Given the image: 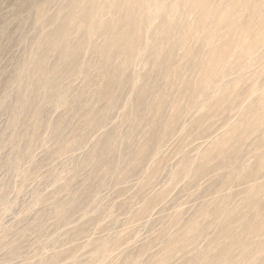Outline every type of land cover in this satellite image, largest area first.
<instances>
[{
	"label": "rangeland",
	"instance_id": "374dc122",
	"mask_svg": "<svg viewBox=\"0 0 264 264\" xmlns=\"http://www.w3.org/2000/svg\"><path fill=\"white\" fill-rule=\"evenodd\" d=\"M203 1L126 57L108 0H0V264H264V0Z\"/></svg>",
	"mask_w": 264,
	"mask_h": 264
},
{
	"label": "bare ground",
	"instance_id": "6f19581e",
	"mask_svg": "<svg viewBox=\"0 0 264 264\" xmlns=\"http://www.w3.org/2000/svg\"><path fill=\"white\" fill-rule=\"evenodd\" d=\"M107 0H90V3L92 5L91 7V15L92 17H95L96 14L98 13L99 9L102 7V5L106 2ZM110 1V4L112 5V7L116 8L118 14L116 17H125L127 19V22L129 23V26L128 28L123 32L121 31L120 33L117 34L116 38L111 40L110 41V45H109V49H114V48H117V46H121L123 48V51L125 53V56L126 55H132V53L134 51H136L137 49V44H138V40H139V31H138V19L146 16L148 14V5H149V1L150 0H108ZM189 2L190 5H192L193 7L197 8L199 6V9L201 7L202 4H204L203 0H187ZM237 1V0H236ZM246 1V0H245ZM242 3V2H241ZM248 4V3H247ZM178 5V4H177ZM252 5V4H251ZM203 6V5H202ZM178 7V6H177ZM160 9H162V7H160ZM159 9V10H160ZM177 9V8H176ZM249 9V8H248ZM256 9V8H255ZM203 10V9H202ZM164 11H165V7H164ZM177 11V10H176ZM171 12V11H169ZM120 13V14H119ZM168 13V12H167ZM200 13V12H199ZM121 15V16H120ZM225 15V14H224ZM119 20V19H118ZM210 20V19H208ZM217 20V19H216ZM117 21V20H116ZM115 21V22H116ZM201 21V20H200ZM170 22V21H169ZM206 22V21H205ZM251 22V21H250ZM67 23H68V20L65 24V29L68 27L67 26ZM216 23V22H215ZM205 25V24H204ZM168 26V27H167ZM166 27H161L160 30H161V33L163 32V35H169V25H167ZM198 27L200 29H205V27L207 26H203L202 24H198ZM204 27V28H203ZM260 27V26H259ZM261 27H263L261 25ZM104 28V29H103ZM103 30H108L110 32V30L112 31L113 27L111 24L109 25H106L105 27L103 26ZM67 30V29H66ZM65 30V31H66ZM258 31V29H257ZM264 31V29L262 30ZM208 32V31H207ZM215 32V31H214ZM66 33V32H65ZM246 33V32H245ZM256 33V31H255ZM258 34L260 32H257ZM262 33V32H261ZM62 34V33H61ZM212 35V34H211ZM254 35H257V34H254ZM253 36V35H252ZM179 37V36H178ZM257 37V36H256ZM65 38V37H64ZM169 38H171L169 36ZM260 38V35L259 37ZM260 39H256L255 42L259 41ZM245 41V40H244ZM253 42V43H255ZM259 43V42H258ZM256 44V43H255ZM246 49V47H245ZM244 49V50H245ZM249 51V50H248ZM214 54V53H213ZM242 54V53H241ZM127 57V56H126ZM215 63V61H214ZM212 62V59L211 60H208L207 62H205L204 65H202V71L204 72L201 76V79L198 83V90H200L201 92L203 91H206L208 89V87L210 86L211 84V81L213 79V77L215 78V76H218L220 75L221 73H224V68L226 67V62H222L221 64H214ZM236 63V62H235ZM199 93V92H198ZM261 104V103H260ZM264 115V96L262 98V104L260 106L259 109H257V112L255 113V117L254 119H252V123H249V126L245 127L246 128H249L252 127L255 123H258L260 122V118ZM253 116V115H252ZM244 127V128H245ZM243 128V129H244ZM215 148V147H214ZM222 148V147H221ZM210 150V149H209ZM210 152V151H209ZM264 162V157L261 159V163ZM264 212V211H263ZM259 213V212H258ZM261 214H263L261 212ZM259 216V215H258ZM258 218V217H256ZM241 220V219H240ZM256 221V220H255ZM261 221H259L254 227L253 229H251V226H250V229L254 232H257L259 234H264V224L263 223H260ZM253 225V224H251ZM240 243V242H239ZM224 260H226L224 258ZM224 262V261H223ZM219 264V263H218Z\"/></svg>",
	"mask_w": 264,
	"mask_h": 264
}]
</instances>
